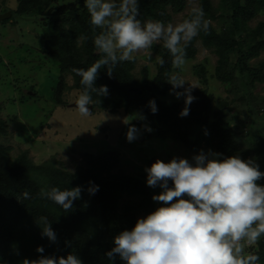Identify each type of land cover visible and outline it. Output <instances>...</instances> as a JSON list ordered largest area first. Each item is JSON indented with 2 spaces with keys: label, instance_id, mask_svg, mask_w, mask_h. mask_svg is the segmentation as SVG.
I'll list each match as a JSON object with an SVG mask.
<instances>
[{
  "label": "trees",
  "instance_id": "16d2710c",
  "mask_svg": "<svg viewBox=\"0 0 264 264\" xmlns=\"http://www.w3.org/2000/svg\"><path fill=\"white\" fill-rule=\"evenodd\" d=\"M53 3L54 0H18L9 17L42 19L41 32L45 38L39 40L40 52L60 68L51 97L58 105H66L61 98L66 87L65 74L72 76L73 86L80 93V77L73 69H86L99 59V54L93 44L95 32L84 0H71L56 7ZM185 5L186 0H139L138 18L171 22L172 14L183 10ZM198 6L216 25L210 21L209 31H202L189 44L187 59L196 55L197 41L211 51L216 56L213 77L232 94L230 99L218 98L211 105L213 95L198 90L189 115L181 117L184 99L167 102L161 98L170 92L172 86L166 79L174 73L171 56L161 46L157 52L165 63L161 67L156 62L151 78L146 68L140 77L135 75L132 61L118 63L111 78L106 68H101L95 84L107 85L109 94L99 98L93 94L92 112H120L132 118L144 136L181 142L191 152L189 161L201 150H209L223 156L253 158L264 172V94L257 90L264 83V59L259 58L264 51V19L251 25L253 19L264 15V0H220L216 5L199 0ZM198 73L206 79L204 67ZM151 99L156 102V113L150 110ZM149 127L151 132L146 130ZM7 134V122L0 118V139ZM9 151L10 147L0 142V264L37 259L41 255L37 246H43V255L66 257L74 253L83 264H121L119 256L112 262L106 256L114 247V237L124 229L130 230L139 214L146 216L152 212L154 201L152 187L144 179L119 167V152L112 149L97 154L83 152L81 162L74 170H68L53 155L35 163L26 149L14 157ZM153 162L154 159L147 160L146 166ZM90 182L99 186L91 195ZM258 184L264 185V178ZM53 186L61 189L80 186L81 199L74 201L71 211L64 212L59 205L39 196L41 188ZM25 191L29 199H23ZM42 216L51 222L56 242L42 236V225L37 223ZM249 251L258 254L260 264H264V238Z\"/></svg>",
  "mask_w": 264,
  "mask_h": 264
},
{
  "label": "clouds",
  "instance_id": "9594fccd",
  "mask_svg": "<svg viewBox=\"0 0 264 264\" xmlns=\"http://www.w3.org/2000/svg\"><path fill=\"white\" fill-rule=\"evenodd\" d=\"M84 6L90 14L95 32L93 44L99 54V59L86 69H73L82 85L75 105L85 117L91 114L93 94L98 98L109 94L107 85L95 84L101 68H106L111 78L118 63L133 61L135 53L161 45L171 56L172 68L182 69L187 63L189 44L210 29L202 6H192L188 17L175 24L142 21L138 18L139 0H84ZM158 63L163 67L165 61L161 57ZM166 81L172 86L171 94L184 98L185 106L179 115H189L196 99L192 90L197 86L179 73L168 75ZM149 107L153 113L158 111L154 99L149 101ZM146 130L152 131L150 127ZM138 134L139 129L130 124L126 139L132 142ZM221 156H209L201 150L192 161L184 157H173L168 162L157 158L146 167L147 185L162 189L152 199L163 206L138 217L130 230L124 229L114 237V247L106 253L109 261L119 256L125 264H260L259 255L249 249L264 238V185L258 184L264 172L253 158ZM90 184L91 195L99 186ZM81 193L80 186L39 190L41 198L59 205L64 212L73 209ZM22 196L30 198L27 191ZM37 223L42 225V236L56 242L57 235L48 218L42 216ZM36 251L41 253L39 258H25L22 264H83L74 253L66 257L43 255V246H37Z\"/></svg>",
  "mask_w": 264,
  "mask_h": 264
},
{
  "label": "rangeland",
  "instance_id": "374dc122",
  "mask_svg": "<svg viewBox=\"0 0 264 264\" xmlns=\"http://www.w3.org/2000/svg\"><path fill=\"white\" fill-rule=\"evenodd\" d=\"M70 1L54 0L52 5L61 6ZM209 1L216 5L220 0ZM17 2L0 0V13L14 9ZM198 4L199 0H186L185 8L173 13L171 22L175 24L187 18L191 7ZM6 18L8 20L3 23ZM6 18L0 19V118L7 122L8 134L0 142L10 147L11 157L26 149L35 163H41L53 155L62 162L63 167L74 170L81 162L83 152L97 154L112 149L120 154L119 167L125 173L140 176L145 182L146 161L149 159L155 161L159 158L168 162L173 157H184L190 160L191 152L181 142L144 136L134 120L125 114L103 111L82 116L73 106L79 92L68 73L64 77L66 87L61 93L66 105H58L51 96L55 93L60 68L58 63L48 60L40 52L42 46L39 40L45 38L41 32L42 19L22 16ZM260 19H264V15L253 19L251 25ZM210 21L216 25L214 20ZM196 46V55L187 59L182 69H174V73H179L197 86L192 90L194 97L196 91L207 90L213 95L211 105L218 98L229 100L232 94L213 77L216 56L198 41ZM159 47L161 45H155L148 52L134 54L132 62L135 75L140 77L143 68H146L149 77H153L159 59ZM259 58L264 59V51ZM200 67L205 68L206 79L199 75ZM262 86L264 83L257 90L264 94ZM161 98L167 102L184 99H177L171 92ZM130 124L139 129L138 138L132 142L126 139ZM205 153L209 156L213 154L209 150ZM161 191V188H152V197ZM160 206H163L162 202L154 201V210ZM138 217H144V214ZM121 264L125 262L121 260Z\"/></svg>",
  "mask_w": 264,
  "mask_h": 264
},
{
  "label": "water",
  "instance_id": "95a60500",
  "mask_svg": "<svg viewBox=\"0 0 264 264\" xmlns=\"http://www.w3.org/2000/svg\"><path fill=\"white\" fill-rule=\"evenodd\" d=\"M10 14H11L10 11H6L5 13H0V19L9 17ZM135 90H137V89L135 88ZM73 106L76 107L75 102L73 103ZM89 108H90V111L92 112V106L91 105H89Z\"/></svg>",
  "mask_w": 264,
  "mask_h": 264
}]
</instances>
